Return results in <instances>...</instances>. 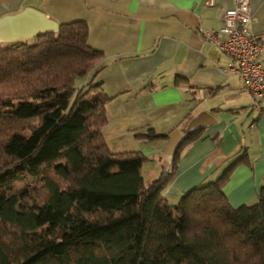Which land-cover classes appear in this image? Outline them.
Wrapping results in <instances>:
<instances>
[{
    "label": "trees",
    "instance_id": "1",
    "mask_svg": "<svg viewBox=\"0 0 264 264\" xmlns=\"http://www.w3.org/2000/svg\"><path fill=\"white\" fill-rule=\"evenodd\" d=\"M87 39L76 19L0 43V264H264V184L237 207L223 192L247 153L170 202L169 170L146 183L147 156L108 149L102 53Z\"/></svg>",
    "mask_w": 264,
    "mask_h": 264
},
{
    "label": "crops",
    "instance_id": "2",
    "mask_svg": "<svg viewBox=\"0 0 264 264\" xmlns=\"http://www.w3.org/2000/svg\"><path fill=\"white\" fill-rule=\"evenodd\" d=\"M231 5L232 0H0V16L31 6L58 23L86 21L88 44L102 53L94 80L109 97L101 134L113 153L148 157L142 168L146 183L163 173L170 133L184 137L191 119L201 111L211 115L171 161L163 196L176 202L215 180L245 151L250 166L236 165L223 187L237 207L254 203L264 184V110L252 108V95L229 67L231 58L202 37L222 24ZM250 12L251 29L264 31V0H250ZM261 60L264 65V54ZM149 128L159 136L141 137Z\"/></svg>",
    "mask_w": 264,
    "mask_h": 264
},
{
    "label": "built area",
    "instance_id": "3",
    "mask_svg": "<svg viewBox=\"0 0 264 264\" xmlns=\"http://www.w3.org/2000/svg\"><path fill=\"white\" fill-rule=\"evenodd\" d=\"M250 0H232L216 29L202 32V37L231 58L229 67L241 80L243 87L253 97L252 108L264 110V31H254Z\"/></svg>",
    "mask_w": 264,
    "mask_h": 264
},
{
    "label": "water",
    "instance_id": "4",
    "mask_svg": "<svg viewBox=\"0 0 264 264\" xmlns=\"http://www.w3.org/2000/svg\"><path fill=\"white\" fill-rule=\"evenodd\" d=\"M58 22L46 15L39 9L25 6L15 13L0 16V43H11L17 41H31L41 33H56ZM211 118L206 111H201L188 123V130L192 131L209 124ZM182 135L178 130H173L169 135V141L162 152L163 173L169 169L174 152L177 150Z\"/></svg>",
    "mask_w": 264,
    "mask_h": 264
},
{
    "label": "rangeland",
    "instance_id": "5",
    "mask_svg": "<svg viewBox=\"0 0 264 264\" xmlns=\"http://www.w3.org/2000/svg\"><path fill=\"white\" fill-rule=\"evenodd\" d=\"M36 38V37H35ZM35 38H33L32 40H34ZM2 44H5V43H2ZM83 80V79H82ZM77 83H78V81H77ZM15 110H17V109H15ZM24 185V182L23 181H18V182H15L14 184H13V186L15 187V188H20V187H22Z\"/></svg>",
    "mask_w": 264,
    "mask_h": 264
}]
</instances>
